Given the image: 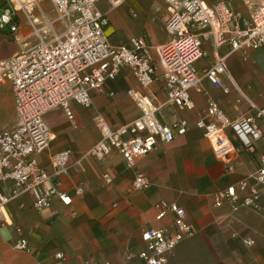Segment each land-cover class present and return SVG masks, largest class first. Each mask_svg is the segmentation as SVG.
Returning <instances> with one entry per match:
<instances>
[{
	"label": "crops",
	"instance_id": "obj_1",
	"mask_svg": "<svg viewBox=\"0 0 264 264\" xmlns=\"http://www.w3.org/2000/svg\"><path fill=\"white\" fill-rule=\"evenodd\" d=\"M228 3L245 16L255 7L246 0H228ZM7 5V0H0L1 12ZM98 7L109 17L107 32L112 44L127 43L134 36H145L154 47L167 40L168 9L163 0H123L116 6L102 0ZM10 35L15 37L0 32V59L18 51L15 42L8 39ZM203 49L205 53L196 63L200 74L218 56L228 54L230 44L217 48L208 36L203 39ZM152 53L158 60L156 49ZM226 65L227 72L221 75V82L230 91L225 93L204 77L202 91H191L193 109L180 111L166 106L159 118L166 123L184 118L188 121L187 132L170 142L159 141L133 167L127 165L119 152L104 160L86 155L100 138L94 117L103 114L112 127L131 121L140 110L129 90L138 88L165 101L167 89L160 79L151 87L142 88L132 70L123 68L100 90L92 92L90 107L72 103L74 119L63 108L48 111L45 121L53 140L47 149L36 154V159L52 173L51 156L63 149L71 151L67 169L57 180L72 202L65 205L55 197L50 207L38 211L30 192L13 197L12 182H4V192L10 198L5 207L10 223L0 221V264H84L86 261L139 264V253L145 247L142 230L168 227L171 223V214L163 220L156 219V205L160 201L184 207L187 221L196 230L176 246L169 255V264H264V198L256 206L237 209L232 202L214 204L217 192L237 184L259 167L264 152V115L257 119L262 138L253 150L244 148L235 134L228 131L231 142L238 148L231 162L216 157L208 138L197 126L210 99L218 102L232 119L255 115L257 109L264 108V47L230 53ZM161 71L159 66L158 72ZM16 118L13 88L7 81L0 82V132L12 129ZM137 173L145 174L150 185L129 192ZM106 174L111 177L110 182ZM78 187L83 189L81 194L76 192ZM249 194L245 191L241 199ZM247 237L255 240L253 246L244 243ZM22 238L31 245V252L16 247ZM60 253L62 257L58 258Z\"/></svg>",
	"mask_w": 264,
	"mask_h": 264
},
{
	"label": "built area",
	"instance_id": "obj_2",
	"mask_svg": "<svg viewBox=\"0 0 264 264\" xmlns=\"http://www.w3.org/2000/svg\"><path fill=\"white\" fill-rule=\"evenodd\" d=\"M41 0H7L8 5L0 14V28L10 26L16 40H20L21 26L14 15L23 10L32 24L34 41H21V48L12 56L0 59V82L11 84L16 106V123L12 129L0 132V221L9 224L5 211L9 197L3 189L6 181L14 187L12 196L30 192L34 207L41 211L52 205L55 197L69 205L72 197L60 189L57 177L66 171L69 164V149L55 152L51 156L53 172L41 167L36 154L47 149L53 140L52 131L45 121V114L54 108H63L72 120V103L90 107L92 92L100 90L107 80L114 78L123 68H130L142 88L151 87L158 79L167 89V99L159 101L143 93L138 88L129 90L140 113L131 121L112 127L101 113L94 122L100 131V138L86 155L104 160L113 152H119L129 167L138 158L151 152L156 144L170 142L188 130V121L176 118L166 123L159 118L166 106H174L180 111L194 108L191 91H202L205 77L225 93L230 90L221 82V75L227 72L226 58L230 53H246L264 47V0H246L254 7L249 16L234 9L228 0H163L167 4V40L154 47L145 36L131 37L127 43L112 44L107 30L109 17L103 13L98 3L102 0H50L57 16L50 20L41 9ZM112 6L123 0H107ZM59 27L63 29L57 30ZM210 36L218 48L230 44L226 55L216 61L203 74L196 63L205 53L204 37ZM156 49L158 60L153 56ZM161 66V73L158 67ZM264 115V108L257 109L255 115H240L230 118L215 100L208 101L204 116L197 126L208 138L216 157L231 162V156L238 148L231 142L228 131H232L241 145L253 150L262 131L257 119ZM73 123H75L73 121ZM107 181L111 177L105 175ZM150 185L149 178L137 173L128 188L129 192L142 190ZM249 191V196L241 199V194ZM76 192L81 194L82 187ZM264 198V152L260 165L253 173L237 184L214 195V204L224 202L239 206H256ZM156 219L163 220L171 214L168 227L142 230L145 247L140 251L139 264H169V255L176 246L196 232L187 221V211L177 203L160 201ZM247 246H253V238H244ZM16 247L31 252V245L22 238ZM58 258L62 254H57ZM84 264H109L90 262Z\"/></svg>",
	"mask_w": 264,
	"mask_h": 264
},
{
	"label": "rangeland",
	"instance_id": "obj_3",
	"mask_svg": "<svg viewBox=\"0 0 264 264\" xmlns=\"http://www.w3.org/2000/svg\"><path fill=\"white\" fill-rule=\"evenodd\" d=\"M40 7H36L33 11V13H41V9L46 13V16L48 19L53 20L56 18L57 13L55 9L53 8L52 3L50 0H41L40 1ZM1 12V10H0ZM19 16L14 15V20L17 22L20 26V40H15V37L11 36L8 38L10 41H14L16 46L18 47V50L21 48V41L26 40V41H34L36 39V35L32 33V24L29 22L27 19L26 13L23 10H20L18 12ZM138 21V20H136ZM56 27L58 31H61L63 28L58 26V23H56ZM0 32L3 33H11L10 26L6 25L2 29H0ZM109 36V32H107ZM8 49H5V51Z\"/></svg>",
	"mask_w": 264,
	"mask_h": 264
}]
</instances>
